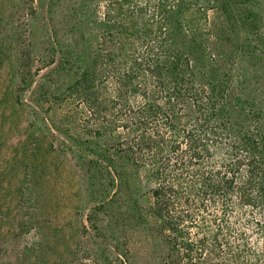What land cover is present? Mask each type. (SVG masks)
Listing matches in <instances>:
<instances>
[{
	"label": "trees",
	"instance_id": "obj_1",
	"mask_svg": "<svg viewBox=\"0 0 264 264\" xmlns=\"http://www.w3.org/2000/svg\"><path fill=\"white\" fill-rule=\"evenodd\" d=\"M236 2L103 0L96 49L73 64L88 136L74 146L104 179L97 207L127 192L129 217L166 247L162 264H264V125L237 114L230 71L250 46L210 21L232 22Z\"/></svg>",
	"mask_w": 264,
	"mask_h": 264
},
{
	"label": "rangeland",
	"instance_id": "obj_2",
	"mask_svg": "<svg viewBox=\"0 0 264 264\" xmlns=\"http://www.w3.org/2000/svg\"><path fill=\"white\" fill-rule=\"evenodd\" d=\"M101 2L0 0V264H162L166 254L129 217L127 192L97 207L104 179L75 150L82 133L68 86L74 62L96 49ZM232 11V22L214 11L210 21L249 44L231 58L244 99L235 110L264 125L250 118L264 115V0H237Z\"/></svg>",
	"mask_w": 264,
	"mask_h": 264
}]
</instances>
